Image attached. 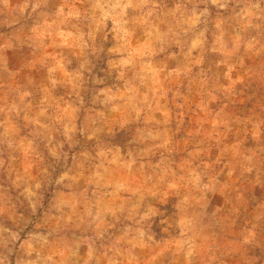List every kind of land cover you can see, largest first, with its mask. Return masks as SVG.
I'll list each match as a JSON object with an SVG mask.
<instances>
[{"label": "rangeland", "instance_id": "1", "mask_svg": "<svg viewBox=\"0 0 264 264\" xmlns=\"http://www.w3.org/2000/svg\"><path fill=\"white\" fill-rule=\"evenodd\" d=\"M0 264H264V0H0Z\"/></svg>", "mask_w": 264, "mask_h": 264}]
</instances>
